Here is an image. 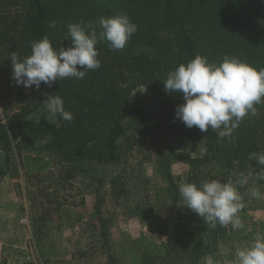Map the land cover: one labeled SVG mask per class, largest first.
Returning <instances> with one entry per match:
<instances>
[{"label":"trees","instance_id":"16d2710c","mask_svg":"<svg viewBox=\"0 0 264 264\" xmlns=\"http://www.w3.org/2000/svg\"><path fill=\"white\" fill-rule=\"evenodd\" d=\"M117 11L127 13L138 30L123 50H112L106 40L99 42V69L82 80H57L51 87L42 83L39 90L16 85L9 60L12 51L21 59L27 57L32 43L44 36L55 48H67L70 23L97 21ZM52 21L54 28L49 27ZM198 54L211 63L229 56L264 68V0H0V182L11 168L16 171L14 153L35 149L40 140H44L42 149L67 167L118 164L125 161L121 151L132 147L126 129L159 144L171 139L199 141L203 136L200 156L166 149L157 156L167 182L165 192L173 203L181 199L170 171L173 162L186 164L187 181L197 185L207 180L209 172L204 169L213 164H220L229 175L241 173L244 167L257 175L264 166L249 159V154L264 151V104L255 105L256 114L246 115L225 137L211 127L201 132L175 119L177 106L184 103L183 93L166 92L163 80ZM137 87L153 94L158 115L127 105ZM49 95L63 98L65 110L73 115L71 122L59 115H54L58 124L47 120L43 100ZM75 175V169L64 172L68 181ZM86 184L94 187L92 216L104 229L101 185L94 186L93 178ZM231 227L217 224L212 229L193 212H175L159 223L166 242L144 245L136 254L137 264H198L217 252ZM101 234L106 240L104 230ZM109 261L116 264L112 255Z\"/></svg>","mask_w":264,"mask_h":264},{"label":"rangeland","instance_id":"374dc122","mask_svg":"<svg viewBox=\"0 0 264 264\" xmlns=\"http://www.w3.org/2000/svg\"><path fill=\"white\" fill-rule=\"evenodd\" d=\"M127 105L159 113L153 94L143 87L131 92ZM44 114L48 121L58 124L46 108ZM126 130L132 147L121 151L125 161L118 164L67 167L42 149L44 140L35 149L14 153L16 171L11 168L0 182V264H110L109 255L116 258V264H132L138 261L136 254L144 245L165 240L159 232L161 220L179 211L192 213L182 197L173 203L167 196V182L157 156L163 149L200 156L204 153L203 136L199 141L171 139L159 144L146 134ZM219 165L204 169L209 172L206 179L235 181V175L226 174ZM71 169L77 175L68 181L64 172ZM246 169L241 173L248 182L239 187L243 207L237 213L243 227L232 226L231 233L219 244L216 258L210 260L220 264H233L236 249L246 247L257 233H264V183ZM170 171L178 190L182 182H188L186 164L173 162ZM91 178L94 186L101 185L104 229L92 216L94 187L86 184ZM254 188H259V198L251 196ZM229 255L232 262L222 259Z\"/></svg>","mask_w":264,"mask_h":264},{"label":"clouds","instance_id":"9594fccd","mask_svg":"<svg viewBox=\"0 0 264 264\" xmlns=\"http://www.w3.org/2000/svg\"><path fill=\"white\" fill-rule=\"evenodd\" d=\"M52 21L49 27L54 28ZM99 28V32L97 31ZM138 30L127 13L117 11L113 16L100 17L97 21H84L68 25L67 48H55L48 36L34 41L31 54L21 59L12 51L9 56L12 79L17 86L39 90L41 84L51 87L57 80L75 78L82 80L91 70L101 67L96 45L107 41L112 50H123L128 40ZM82 69V70H81ZM166 92H182L184 103L177 106L175 119L186 127H197L207 132L209 127L220 137L231 135L246 115H255V105L264 104V68H255L238 57L225 56L219 64L209 62L206 56L196 55L186 64H180L163 80ZM46 109L53 115L71 122L73 115L65 110L63 98L47 96L43 100ZM249 159H255L264 166V151L252 152ZM235 181L217 179L182 182L179 193L185 205L215 229L217 224L225 227H243L237 213L243 207L239 187L247 184L243 173L233 174ZM258 180H264V167L257 173ZM259 188L251 196H261ZM208 264H220L209 260ZM233 264H264V233H257L254 239L234 254Z\"/></svg>","mask_w":264,"mask_h":264},{"label":"crops","instance_id":"0c3cea01","mask_svg":"<svg viewBox=\"0 0 264 264\" xmlns=\"http://www.w3.org/2000/svg\"><path fill=\"white\" fill-rule=\"evenodd\" d=\"M164 236V235H163ZM165 237V236H164ZM161 242H166V238H165V240H162ZM161 242H159V243H161ZM153 243V242H152ZM159 243H155V244H159ZM13 247H20V246H17V245H14ZM212 256H214L215 258H216V253L214 254V255H212ZM231 256V255H230ZM133 257L134 258H136V256L135 255H133ZM210 259H213V257L211 258V257H207L206 256V258H204V259H202L198 264H208V262H209V260ZM222 259L223 260H227V262H232L231 260L233 259H228V256H223L222 257ZM134 264H136L137 262H136V260H135V262L134 261H132ZM132 263V264H133ZM53 264V263H52Z\"/></svg>","mask_w":264,"mask_h":264}]
</instances>
